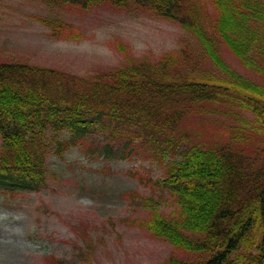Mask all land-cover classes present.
<instances>
[{
    "label": "trees",
    "instance_id": "trees-1",
    "mask_svg": "<svg viewBox=\"0 0 264 264\" xmlns=\"http://www.w3.org/2000/svg\"><path fill=\"white\" fill-rule=\"evenodd\" d=\"M37 1L47 12L33 18L57 40H82L67 17L95 7L168 21L184 37L143 56L115 39L121 59L93 73L0 61V195L47 188V156L73 146L151 159L162 174L137 175L152 187L137 223L189 254L163 264H264V0Z\"/></svg>",
    "mask_w": 264,
    "mask_h": 264
},
{
    "label": "rangeland",
    "instance_id": "rangeland-1",
    "mask_svg": "<svg viewBox=\"0 0 264 264\" xmlns=\"http://www.w3.org/2000/svg\"><path fill=\"white\" fill-rule=\"evenodd\" d=\"M46 12L37 0H0V61L93 73L121 59L115 39L143 56L171 50L184 37L168 21L95 7L67 17L85 34L82 40H57L33 18ZM223 56L254 78L230 53ZM84 151L73 146L62 156H47L53 173L47 188L0 195V264H163L169 254L188 256L137 223L147 215L140 197L152 190L137 175L161 176L156 162L101 159Z\"/></svg>",
    "mask_w": 264,
    "mask_h": 264
}]
</instances>
